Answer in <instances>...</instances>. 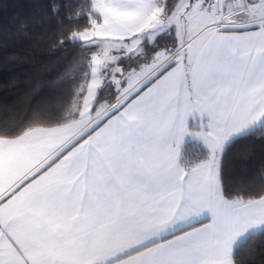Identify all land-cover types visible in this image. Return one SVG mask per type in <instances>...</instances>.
I'll return each instance as SVG.
<instances>
[{"label":"snow or ice","instance_id":"snow-or-ice-1","mask_svg":"<svg viewBox=\"0 0 264 264\" xmlns=\"http://www.w3.org/2000/svg\"><path fill=\"white\" fill-rule=\"evenodd\" d=\"M17 9L75 66L0 120V264H264V0Z\"/></svg>","mask_w":264,"mask_h":264},{"label":"trees","instance_id":"trees-1","mask_svg":"<svg viewBox=\"0 0 264 264\" xmlns=\"http://www.w3.org/2000/svg\"><path fill=\"white\" fill-rule=\"evenodd\" d=\"M21 0H0V25L7 30L10 43L12 34L15 33V25L11 23V17L19 9ZM44 0H23L26 5L31 4L34 12L38 11L40 3ZM29 27L32 35L29 43L23 47L15 48L17 55L22 57L18 64H5L0 60V120L22 118L28 114L30 107L38 103L40 99L47 97L53 91L59 92L61 89L54 88L67 76L75 66L70 63L68 54L60 50L50 49L48 39L49 32L45 27H41L37 21H33ZM18 85V87H13ZM43 89V91H40ZM239 157H250L253 165L260 166V146L244 142L238 144L233 149L232 155ZM248 243L243 245L242 251L246 250Z\"/></svg>","mask_w":264,"mask_h":264}]
</instances>
